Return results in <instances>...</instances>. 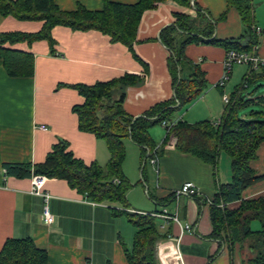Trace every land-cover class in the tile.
<instances>
[{"label": "crops", "instance_id": "1", "mask_svg": "<svg viewBox=\"0 0 264 264\" xmlns=\"http://www.w3.org/2000/svg\"><path fill=\"white\" fill-rule=\"evenodd\" d=\"M54 1L63 12H74L79 6L91 12L103 8V0ZM108 1L120 5L139 2ZM254 2L255 27L262 31L256 53L264 59V0ZM198 9L217 21L214 36L218 39H239L243 35L240 15L228 7L227 0H190L188 6L166 1L143 12L131 51L98 31H74L62 26L52 29V46L45 40L6 46L32 55L33 74L10 77L0 59V250L8 239L30 238L46 252L47 264H128L125 251L131 250L137 229L125 215L116 212L151 215L165 210L178 222L156 218V229L162 236L154 243L156 264H242L238 247L231 250L212 238L211 207L217 186L233 181L232 160L225 152L214 168L196 156L177 151L170 139L152 164V158L142 156L140 147L126 143L122 164L130 184L126 208L96 203L56 178H46L44 190L50 198L45 204L41 197L30 193L31 178L2 177L5 164L44 162L59 139L68 143L76 159L104 168L110 159L107 146L93 134L79 131L72 108L82 105L84 99L71 86L135 76L143 83L127 88L123 104L126 113L135 118L171 100L174 89L167 63L170 53L161 43L160 34L175 24L177 15L197 18ZM225 13L226 19L221 20ZM42 26L43 22L17 21L0 15V33L34 34ZM227 53L222 47L203 42L184 48L187 60L204 74L207 89L199 99L176 112L174 120L189 124L220 122L227 105L223 98L230 97L235 89L228 92L233 70L223 87L224 96L218 87L225 74ZM164 127L149 130L157 148L166 138ZM257 156L251 168L261 179L243 192L245 201L264 198V143ZM188 182L199 190L198 198L175 195ZM240 206L241 202H235L228 208ZM186 225L190 231L184 229ZM257 225L258 222L252 225L255 231L260 229Z\"/></svg>", "mask_w": 264, "mask_h": 264}, {"label": "trees", "instance_id": "2", "mask_svg": "<svg viewBox=\"0 0 264 264\" xmlns=\"http://www.w3.org/2000/svg\"><path fill=\"white\" fill-rule=\"evenodd\" d=\"M174 1L188 6L190 0H139L134 5H120L103 0L101 11H87L79 6L74 12L58 9L54 0H0V15L17 21L43 22L42 29L34 34L18 32L0 33V59L10 77L31 76L33 57L31 54L10 49L20 43L31 44L45 40L52 46L51 31L55 26L74 31L95 30L121 43L130 51L144 11L156 9L160 3ZM229 8H235L241 18L243 35L239 39L221 40L214 36L217 21L198 9L197 18L176 16L174 25L160 34L161 43L170 55L168 69L172 77L174 96L171 100L158 103L137 118L126 113L123 104L128 87L142 85L135 76L125 75L106 83L91 86H71L84 99L82 105L74 106L81 132L93 134L105 142L110 159L104 168L97 163L84 164L69 151L68 143L59 139L52 146L44 162L38 164H5L6 176L28 179L33 175L64 180L79 193L96 203L126 204V192L130 184L122 172L126 156V143L140 147L143 157L157 158L168 140H174V148L184 154L200 158L217 167L222 152L232 160L233 181L218 185L214 204L211 207L213 222L212 238L231 250L238 247L242 264H264V198L245 201L243 192L261 179L251 168V162L264 143V96L257 95L263 87L264 66L258 70L249 68L242 82L229 97L219 125L210 121L189 124L174 120L176 112L185 109L199 99L207 89V81L198 66L187 60L184 48L193 43H207L222 47L227 52L254 53L260 45L254 31V0H227ZM225 13L221 20H225ZM219 87V86H218ZM255 87L253 92L250 90ZM221 95L224 88L219 87ZM257 91V92H256ZM261 106L246 116L243 110ZM165 122L166 138L161 148L150 136L149 130ZM198 198V197H197ZM241 202L238 209L228 205ZM125 215L137 229L131 250H126L128 264H156L154 243L162 236L156 229V218L150 214L116 212ZM260 229L255 231L253 223ZM0 264H47V254L38 249L30 238L8 239L0 250Z\"/></svg>", "mask_w": 264, "mask_h": 264}, {"label": "built area", "instance_id": "3", "mask_svg": "<svg viewBox=\"0 0 264 264\" xmlns=\"http://www.w3.org/2000/svg\"><path fill=\"white\" fill-rule=\"evenodd\" d=\"M254 31L258 36L262 35V31L257 28L253 27ZM245 65L247 67L252 68L253 70H258L260 66H264V59L260 58L256 52L254 53H240L236 51H229L227 53V57L225 60V74L223 78L220 80L218 86L219 87H225L226 83L229 80L230 74L235 66H242ZM224 102L226 104L229 103V97L224 96ZM220 122L215 123V125H219ZM163 126H166V123H162ZM152 164H155L157 162V158H152L150 160ZM2 177L3 180L6 179V170L2 169ZM32 179V184H31V189L30 193L39 196L43 199L44 203L47 204L48 200L50 198V195L44 190V184L46 181L45 176L41 175H33L31 177ZM176 196H186L189 198H197L199 197V190L196 188V186L193 183H185L183 184L175 193ZM87 197V196H86ZM151 216L159 219H163L166 221H172V222H178L177 217L175 215H169L165 210L162 213L159 214H151ZM44 218L47 221L49 219V214H48V209L45 208L44 211ZM186 231H190V226L186 225L184 227Z\"/></svg>", "mask_w": 264, "mask_h": 264}, {"label": "rangeland", "instance_id": "4", "mask_svg": "<svg viewBox=\"0 0 264 264\" xmlns=\"http://www.w3.org/2000/svg\"><path fill=\"white\" fill-rule=\"evenodd\" d=\"M249 71V68L246 67V66H235L233 68V77H232V80L229 82L228 84V92H230L232 89H234L236 86H238L242 80H243V77L247 74V72ZM263 87H261L258 92H257V95H260V96H264V82L261 83ZM255 89V87H252L250 92L252 93L253 90ZM262 107L261 106H251V107H248L246 109L243 110V113L244 115L246 116H249L250 115V111L252 110H261ZM184 110V109H183ZM176 117V115L174 116V118ZM160 126H155L153 128H157ZM151 128V129H153ZM259 226V225H257Z\"/></svg>", "mask_w": 264, "mask_h": 264}]
</instances>
